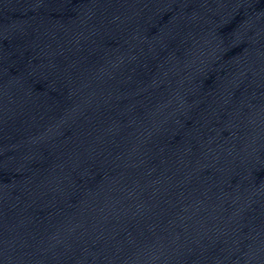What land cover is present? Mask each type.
Masks as SVG:
<instances>
[{
	"label": "water",
	"instance_id": "obj_1",
	"mask_svg": "<svg viewBox=\"0 0 264 264\" xmlns=\"http://www.w3.org/2000/svg\"><path fill=\"white\" fill-rule=\"evenodd\" d=\"M0 264H264V0H0Z\"/></svg>",
	"mask_w": 264,
	"mask_h": 264
}]
</instances>
